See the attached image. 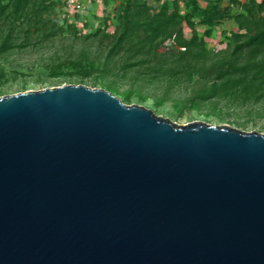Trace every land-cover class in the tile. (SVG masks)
Returning a JSON list of instances; mask_svg holds the SVG:
<instances>
[{
    "label": "water",
    "instance_id": "1",
    "mask_svg": "<svg viewBox=\"0 0 264 264\" xmlns=\"http://www.w3.org/2000/svg\"><path fill=\"white\" fill-rule=\"evenodd\" d=\"M0 264H264V134L83 84L1 96Z\"/></svg>",
    "mask_w": 264,
    "mask_h": 264
},
{
    "label": "trees",
    "instance_id": "2",
    "mask_svg": "<svg viewBox=\"0 0 264 264\" xmlns=\"http://www.w3.org/2000/svg\"><path fill=\"white\" fill-rule=\"evenodd\" d=\"M181 1L163 2L152 13L146 0H126L119 25L106 35V53L87 63L103 77H111L104 83L105 90L112 92L118 80L155 92L182 86L189 90L182 100L191 105L187 108L197 102L227 101L264 110V0H230L224 9L221 0H210L206 7L199 0H188L184 13ZM61 6L63 0H0V54L53 42L64 31ZM232 7L240 10L234 12ZM232 18L238 31L232 33L227 47L209 50L203 37H211L217 25ZM184 25L191 30L190 38L184 35ZM197 26L206 27L203 37ZM98 31L85 38L97 41L105 33ZM103 46L101 42L98 48ZM60 75L54 72L52 77ZM83 79L76 84H83ZM163 99L156 104L161 105Z\"/></svg>",
    "mask_w": 264,
    "mask_h": 264
},
{
    "label": "rangeland",
    "instance_id": "3",
    "mask_svg": "<svg viewBox=\"0 0 264 264\" xmlns=\"http://www.w3.org/2000/svg\"><path fill=\"white\" fill-rule=\"evenodd\" d=\"M155 12L163 2L173 0H146ZM210 0H199L202 7H206ZM216 1V0H213ZM245 1V0H240ZM261 1V0H258ZM126 0H87L86 11L70 19L63 18L60 9V25L64 29L59 32L56 39L42 48L27 47L12 49L0 54V97L39 91L45 88L59 87L72 82L74 85L83 78V85L90 88L105 89V84L111 77H103L102 72L90 67L87 63L94 58L105 54L104 47L119 25V16L123 11ZM188 0L181 1L180 9L184 13ZM221 8L230 6V0H221ZM236 12L240 9L232 7ZM65 21V22H63ZM73 24V29L70 25ZM184 35L191 37V30L184 25ZM98 30L105 33L99 35L97 41L86 36H93ZM199 34L203 37L206 27L197 26ZM238 31V26L232 19H225L217 25L211 37H203L209 50L214 52L223 50L231 41L232 33ZM104 42L101 49L99 44ZM54 72L61 73L59 77H52ZM115 89L111 92L126 105L137 104L154 111L158 116L169 118L179 125L200 121L212 126L227 124L245 132H259L264 134V110L248 104L239 105L238 102L211 101L192 104L187 108L182 100L189 94V90L180 87L170 89L161 87L159 91L144 87H131L126 80H118ZM167 92V95L165 93ZM131 94L127 100L126 95ZM163 95L166 96L163 99ZM147 97L146 99H144ZM164 100L161 105L156 100ZM247 122V123H246Z\"/></svg>",
    "mask_w": 264,
    "mask_h": 264
},
{
    "label": "built area",
    "instance_id": "4",
    "mask_svg": "<svg viewBox=\"0 0 264 264\" xmlns=\"http://www.w3.org/2000/svg\"><path fill=\"white\" fill-rule=\"evenodd\" d=\"M87 0H63V18L70 19L76 15L85 13Z\"/></svg>",
    "mask_w": 264,
    "mask_h": 264
}]
</instances>
